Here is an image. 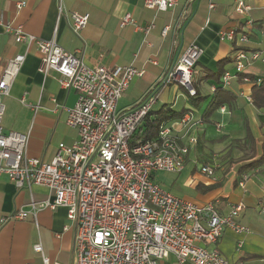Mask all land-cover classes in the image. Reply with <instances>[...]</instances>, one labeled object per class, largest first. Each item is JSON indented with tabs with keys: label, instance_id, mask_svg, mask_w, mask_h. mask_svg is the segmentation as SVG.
Here are the masks:
<instances>
[{
	"label": "crops",
	"instance_id": "crops-1",
	"mask_svg": "<svg viewBox=\"0 0 264 264\" xmlns=\"http://www.w3.org/2000/svg\"><path fill=\"white\" fill-rule=\"evenodd\" d=\"M248 2L250 11L240 16L235 12L234 0H177L176 7L165 12L145 9L143 0H0V15L14 27L20 26L26 34L42 40L54 39L64 51L82 57L89 67L133 66L142 70L143 76L135 78L118 101H123L122 105L120 103L124 105L122 109L136 105L157 88L171 62L189 44L197 45L202 55L193 80L196 97L202 100L201 105H205L202 110L194 111L193 116L194 120H202L194 131L198 141L180 172L156 173L154 181L166 192L185 201L199 206L213 203L220 214L227 213L230 205L241 204L243 211L239 222L249 233L225 230L218 249L230 262L264 264V194L260 190V184L264 183V167L245 172L250 178L245 189L240 188L238 182L242 174L239 169L246 163L241 160L242 152L233 144V141L245 139L249 131L259 147L260 141L264 140V112L256 110L246 99L250 98L251 85L243 84L238 78L224 89L221 80L217 83L213 78L219 71L233 73L231 55L235 48L219 38L221 32L250 20L254 24L248 48L253 50L262 46L258 31L259 24L264 23V17L260 16V11H264V0ZM20 3L23 6L17 9ZM59 8L89 16L80 39L70 31L63 17L58 20ZM125 14L131 15L139 27L152 23L153 28L145 36L133 27H120ZM166 27L169 30L163 35ZM24 53L23 66L9 94L3 98L1 125L7 133L28 135V157L49 162L58 144L70 145L77 139L76 131L65 125L66 109L74 106L77 94L59 86L57 73L40 74L35 48L26 51L24 45L16 44L12 35L0 28V76L9 59ZM226 59L232 64L231 68L227 67L229 63L220 68L218 63ZM245 72L251 76H264V65L257 64ZM172 88H159L158 93L162 91L165 97L157 98L152 110L166 106L175 113L193 110L190 99L180 87L175 96L179 100L173 104L167 100L166 94H171ZM218 88L231 94L234 101L221 106L205 122L202 113ZM177 122L169 125L179 131ZM206 165L215 167L212 177L200 173ZM175 185L188 186L190 195L173 190ZM47 198L48 191L43 187L18 190L6 175H0V219L20 209L28 210L31 199L44 201ZM67 226L64 208L41 211L35 219L28 216L25 221L0 223V264H42L40 255L33 251L37 244L41 245L49 264H73L74 228L64 229ZM165 264H175L173 257Z\"/></svg>",
	"mask_w": 264,
	"mask_h": 264
},
{
	"label": "built area",
	"instance_id": "built-area-1",
	"mask_svg": "<svg viewBox=\"0 0 264 264\" xmlns=\"http://www.w3.org/2000/svg\"><path fill=\"white\" fill-rule=\"evenodd\" d=\"M235 1V12L246 15L250 8L244 0ZM177 0H143L150 11L173 10ZM23 3L17 5L21 9ZM213 6H210L212 8ZM64 18L70 31L81 38L89 16L65 12L59 8L58 20ZM253 22L223 31L219 38L236 49L232 51L233 73L224 72L221 87L242 76L241 82L253 86L264 84V76L246 75V69L264 65V25L259 28L261 47L249 49ZM120 27L130 26L145 36L153 28L149 23L139 27L125 14ZM0 28L12 35L16 44L26 51L34 47L39 56L38 72L59 75L62 89L77 94L74 106L66 109L65 125L76 131L77 139L70 145L58 144L53 158L43 162L27 156L28 135L3 133V98L23 66L26 53L9 59L0 76V175H6L18 190L30 191L32 186L48 191L44 201L30 200L28 210H18L0 223L34 219L44 210L64 208L69 226L74 228L73 264H165L173 257L175 264H241L225 259L218 244L225 230L247 234L240 224L241 204L230 205L220 214L213 203L199 206L175 197L155 181L156 173H178L193 146L194 134L201 119L194 120V111L187 109L178 120L179 131L172 125H162L156 139L130 146V138L143 118L154 106V92L150 91L136 105L117 110V102L142 70L133 66L108 68L87 66L82 57L64 51L54 39L42 40L26 34L22 28L5 22L0 15ZM169 30L164 28L162 34ZM202 50L189 44L166 69L159 85H177L188 99L197 96L193 80L195 67ZM249 103L251 100L246 98ZM223 112V109H220ZM215 167L202 166L200 173L212 177ZM249 174H242L238 186L245 189ZM264 194V183L260 184ZM33 251L42 264H49L37 244ZM58 264V263H53Z\"/></svg>",
	"mask_w": 264,
	"mask_h": 264
},
{
	"label": "trees",
	"instance_id": "trees-1",
	"mask_svg": "<svg viewBox=\"0 0 264 264\" xmlns=\"http://www.w3.org/2000/svg\"><path fill=\"white\" fill-rule=\"evenodd\" d=\"M264 23L259 24L261 28ZM236 50V49H234ZM230 63L228 59L220 61L218 64L220 68ZM223 72L219 71L213 76L214 80L218 83L221 80ZM249 75V74H246ZM251 76V75H249ZM240 82L242 76L238 77ZM250 100L252 106L258 110L264 112V84L261 86H253L251 89ZM234 101V97L228 92L221 90L220 88L214 93L211 101L207 105L202 118L205 122L208 121L210 116L221 106L229 104ZM202 100L200 98H191L190 103L193 107H199ZM185 110L175 113L167 106L154 111L150 110L148 114L143 118L141 123L138 125L133 135L130 138V146L133 147L138 144H145L156 139L157 132L162 125H169L170 123L177 121L182 118L185 114ZM264 126V125H263ZM264 136V131L263 134ZM254 137L247 131L246 137L243 140L233 141L236 147L242 152V159L246 164L242 165L239 169L240 175L251 170L260 167H264V140H261V144L256 146Z\"/></svg>",
	"mask_w": 264,
	"mask_h": 264
},
{
	"label": "rangeland",
	"instance_id": "rangeland-1",
	"mask_svg": "<svg viewBox=\"0 0 264 264\" xmlns=\"http://www.w3.org/2000/svg\"><path fill=\"white\" fill-rule=\"evenodd\" d=\"M248 1H250V0H244V3L245 4H247V3H249ZM260 16H263L264 17V11H260ZM231 66H232V64H228L227 65V67L228 68H231ZM199 78V77H198ZM196 80V79H195ZM161 87V85H159L158 84V87L157 88H154V89H152V92H154V94L156 95V99L157 98H159V99H161L162 97H165V94L163 93L162 94V91H160L159 93H158V90H159V88ZM162 87H164V88H168V87H173L172 88V92H171V94H166L167 95V100L171 103V104H173L174 102H177L178 100H179V98H175V96H176V94H178V92H179V90L177 89L178 88V86L177 85H172V86H162ZM175 90L177 91V93L175 92ZM173 91H174V93H173ZM181 91V90H180ZM183 92V91H182ZM124 95V94H123ZM122 95V96H123ZM122 96H121V98H122ZM178 96V95H177ZM120 98V99H121ZM119 99V100H120ZM118 100V101H119ZM157 102H159V100L157 101ZM120 103H121V105L123 104V101H121V102H117V110H119V111H121V110H124V109H122L123 107H124V105L123 106H121L120 105ZM156 105H159V103H157ZM204 106L205 105H200L199 107H193V111H197L198 110V108H200L201 110L204 108ZM199 109V110H200ZM177 110H179V108L177 109ZM10 120V119H9ZM1 128L3 129V133L5 134V133H7L6 131H5V129H4V126H3V124L1 125ZM224 162H225V160H224ZM223 162V163H224ZM197 176H199V174H197ZM173 190H180L181 191V193L182 194H186L187 196L188 195H190V189H189V187L188 186H183V187H179L178 185L176 186H174L173 187ZM193 203H195V202H193ZM195 204H197V203H195Z\"/></svg>",
	"mask_w": 264,
	"mask_h": 264
}]
</instances>
